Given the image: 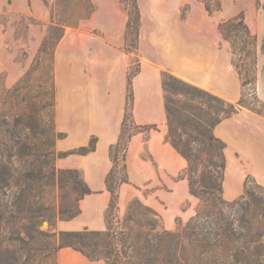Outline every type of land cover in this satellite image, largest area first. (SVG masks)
<instances>
[{
    "label": "crops",
    "instance_id": "crops-1",
    "mask_svg": "<svg viewBox=\"0 0 264 264\" xmlns=\"http://www.w3.org/2000/svg\"><path fill=\"white\" fill-rule=\"evenodd\" d=\"M90 1L94 11L76 25L65 26L53 58L56 85L59 91H64V96L60 95L57 122L60 133L65 136L59 141L58 149L64 152L88 146L93 137L98 139L95 151L60 159L61 169L82 172L85 183L94 192L82 200L81 213L76 218L60 222V230L66 232L106 228L104 215L111 199L106 178L114 166L110 149L121 134L127 76L136 55L140 59V72L133 79V117L138 125L159 127L132 137L127 151L130 183L122 186H154V194L162 200L167 197L168 187H172L174 193L188 191L186 180L173 179L183 172L187 162L167 140L162 76L169 72L231 102L238 101L241 85L234 71L231 46L222 36L219 24L242 10L246 24L260 45L257 57L260 75L256 87L258 98L264 102V0H219L222 10L216 14L209 13L198 0H137L141 20L136 53L125 50L128 12L120 0ZM52 2L54 0H0V12L12 6L18 13H33L52 23V10L48 5ZM40 27L33 25L29 29L27 46L33 55L20 63L15 62L14 54L6 49L5 39L9 34L0 23V72L9 76L23 74L46 35ZM6 60L8 64L4 65ZM6 82L12 84L14 80L8 77ZM259 122L257 113L242 109L215 127V136L229 146L232 156L224 185L233 196L230 199L242 193L248 175L256 176L264 185V171L260 166L251 162L246 169L240 161L243 159L235 155L244 153L242 132ZM191 216L193 214L187 212L186 220ZM60 263L106 264L90 262L71 248L61 250Z\"/></svg>",
    "mask_w": 264,
    "mask_h": 264
},
{
    "label": "rangeland",
    "instance_id": "rangeland-1",
    "mask_svg": "<svg viewBox=\"0 0 264 264\" xmlns=\"http://www.w3.org/2000/svg\"><path fill=\"white\" fill-rule=\"evenodd\" d=\"M198 1L203 2L205 7L207 5L211 14L220 13L222 10V4L219 0ZM133 2L134 0H123L122 5L124 8H131L132 13L135 14ZM48 5L52 10V23L46 22L43 17L33 13H18L12 6H6L0 12V23L4 25V31L9 34V37L5 39L6 49L14 54L15 62L23 63L33 55V51L27 46L29 29L33 25H39L43 31H46L32 63L23 74L9 76L6 72H0V142L5 144V146L0 144V163L12 166L16 171V178L13 182L19 180V185H14L12 182L11 190L13 193H19L27 185L29 192L24 194L25 198L33 204L43 203L47 209H55L60 207L62 201L68 204L75 199L71 189L67 187L64 191H61L58 185L53 184L49 179L39 182L33 177L25 179V176L36 175L41 169V162L43 161L48 162V167L43 170L44 174H49L51 168L61 169L59 162L67 151L61 152L58 149L61 135L64 134L60 133L58 129L57 114L64 91H59L56 85L53 67L54 51L61 35L59 26L66 22L76 25L81 18L87 17L91 11V1L54 0ZM233 8L235 9V7ZM186 11L187 8H185L184 13ZM241 13L245 17L244 10H242L230 19L238 17ZM238 22L237 20L236 24ZM229 44L233 55L234 71L241 85L239 100L231 102L195 83L186 81L169 72H164L162 76L163 84L165 83V88H163L166 109L164 128L167 137L171 130L176 141L189 144L192 151L196 153L198 150L205 149L211 143L216 144L215 139L218 138L214 133L215 123L235 115L227 117L225 110L230 106L235 108L236 113L242 109H249L260 116V122L254 128L242 132V150L244 153L236 152L235 155L238 159H243L240 161L244 163L246 169L248 163L255 162L264 171V102L258 98L256 87L260 75L256 53L259 52L260 45L256 46L253 39L241 28L237 37L229 39ZM3 64L7 65L8 60L4 61ZM137 67L138 65L134 59L131 70L135 71ZM10 70L12 71L13 67ZM8 77L13 78L14 82L12 84L6 82ZM244 80L248 81L245 86H243ZM44 94H48L47 97H44ZM242 100L243 103H241ZM44 104H48L46 109H42ZM3 121L8 125L5 126ZM15 121L18 122L16 126ZM136 125L138 124L133 117V122L126 124L125 138L137 130L135 129ZM46 136L49 137L51 142L52 153L47 159H44L38 155L37 145L39 139H44ZM25 143L28 146L24 147L23 144ZM245 151L248 153L246 154ZM250 151L254 152L253 155L249 154ZM198 154L200 170L206 167L207 170L213 171L210 163L219 164L220 162L219 153L214 154L211 160L207 159V156L202 152ZM70 155L81 154L74 153ZM224 157L226 169L223 174L221 196L227 201H233L245 193V182L242 193L230 199L233 197L232 194L228 188L226 190L224 188L232 159L227 144L224 149ZM257 165L255 169H257ZM187 167L188 162L186 168L178 176L184 177V180L188 182L185 174ZM120 168L121 162H118L117 172L120 171ZM81 176L80 178L84 180L82 172ZM121 176L122 174L118 175V177ZM178 176L173 177V179L177 180ZM248 176L251 186H264L257 180L256 176ZM158 188L162 189L161 186ZM155 189L156 187L151 185L137 186L132 184L121 186L120 218H125L130 204L138 200L142 205L152 208L160 215L161 223L167 230L178 231L184 228L192 217L186 220V213L194 215L201 203L200 199L191 195L189 189L185 193L180 191L174 193V189L168 187L166 188L167 197L162 200L154 194ZM7 199V196H5V200ZM81 204L82 201L79 202L80 209ZM35 210H37V207L33 209V211ZM140 211L145 212L143 208ZM61 221L56 219L52 226L48 221H43L33 229L30 228V225L16 226L18 233L24 239H28V232L31 233L33 240L28 245L11 244L8 241L9 228L0 231V264H61L60 252L62 249L67 248L61 241V233L66 232L60 230ZM261 241L264 243V237ZM261 264H264V262Z\"/></svg>",
    "mask_w": 264,
    "mask_h": 264
},
{
    "label": "trees",
    "instance_id": "trees-1",
    "mask_svg": "<svg viewBox=\"0 0 264 264\" xmlns=\"http://www.w3.org/2000/svg\"><path fill=\"white\" fill-rule=\"evenodd\" d=\"M133 6L135 14L131 8H125L128 12L125 50L130 53H136L138 50L141 20L137 0H134ZM206 10L211 13L207 5ZM93 11L94 6L91 3L88 16ZM70 25L74 24L66 22L59 26L61 35L58 42L64 35L65 26ZM240 28L247 32L257 46V37L246 24L243 13L219 24L221 34L228 42L232 37L238 36ZM262 51L264 52L263 48ZM258 54L259 52L256 53V59ZM135 62L138 67L135 71L130 70L127 76L125 116L121 134L118 142L110 149L114 166L106 178V188L111 195L105 215L106 229L89 231L85 228L81 231L62 232L61 241L67 248L81 253L84 257L92 261H104L106 264H261L264 262V243L261 241L264 237V186H251L248 176L245 180V193L241 197L233 201L222 198L226 144L220 139H215L216 144L211 143L205 149L194 153L189 144L176 141L171 130L167 137L173 148L188 162L185 174L189 182V191L201 201L199 208L184 228L178 231L167 230L161 223L160 215L138 200L130 204L126 217L120 218V188L130 183L127 168L129 142L139 133L158 130L156 125H136L137 130L125 138L126 124L133 122V79L140 72V59L137 55ZM247 82L244 80L243 86ZM47 95L44 94V97ZM47 105H42V109H46ZM224 112L227 117L236 114L233 106ZM221 122L217 121L214 126ZM3 124L8 125L4 121ZM17 124L15 121V126ZM61 137L63 139L64 135ZM97 141V138H93L88 146L67 151L64 156L74 153L86 155L93 152ZM0 144L5 146L4 143ZM23 146L28 145L25 143ZM37 150L38 155L44 159L51 155L49 137L39 139ZM199 152L204 153L210 160L214 154L219 153V164L210 163L213 171L207 170L206 167L200 170ZM118 162H121L119 172ZM41 164V169L36 175H26L25 179L33 177L39 182L49 179L53 184H57L61 191L70 188L75 199L68 204L62 201L60 207L55 209H47L43 203L33 204L24 197V194L29 192L27 185L19 193L12 192L11 184L16 178V171L12 166L0 163V231L9 228L8 241L11 244L28 245L33 240L30 232L27 234L28 239L22 238L16 226L30 225L33 229L43 221H48L51 226L56 219L70 221L81 213L79 202L94 193L80 178L82 176L79 170L51 168L49 174H44L43 170L48 167V162L43 161ZM119 174L122 176L118 177ZM177 180H184V177L178 176ZM13 184L19 185V180ZM35 207L37 210L33 211ZM141 208L145 212L140 211Z\"/></svg>",
    "mask_w": 264,
    "mask_h": 264
}]
</instances>
